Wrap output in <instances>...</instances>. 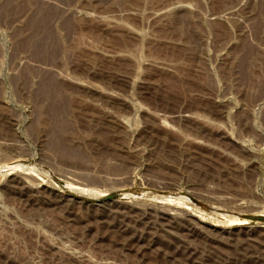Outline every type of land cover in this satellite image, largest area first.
Masks as SVG:
<instances>
[{
  "label": "rangeland",
  "instance_id": "obj_1",
  "mask_svg": "<svg viewBox=\"0 0 264 264\" xmlns=\"http://www.w3.org/2000/svg\"><path fill=\"white\" fill-rule=\"evenodd\" d=\"M0 167V264H264V0H0Z\"/></svg>",
  "mask_w": 264,
  "mask_h": 264
},
{
  "label": "bare ground",
  "instance_id": "obj_2",
  "mask_svg": "<svg viewBox=\"0 0 264 264\" xmlns=\"http://www.w3.org/2000/svg\"><path fill=\"white\" fill-rule=\"evenodd\" d=\"M53 93H54V95L56 94L55 92H53ZM49 95H50V94H49ZM56 97H57V96H56ZM52 99H53V98H52ZM52 99H51V100H52ZM18 166H19V165H18ZM18 166H17V167H18ZM14 167H15L14 165H11V166H5V167H2V168H6V169H4V171H5V170H7V169H8V170L14 169ZM19 167H20V166H19ZM19 167H18V168H19ZM0 168H1V167H0ZM18 168H15V169H18ZM20 168H22V166H21ZM24 169H26V168H24ZM24 169H23V170H24ZM29 169H30V168H29ZM29 169H28V170H29ZM0 170H2V169H0ZM21 170H22V169H21ZM2 171H3V170H2ZM5 172H6V171H5ZM8 172H9V171H8ZM6 173H7V172H6ZM11 174H13V172H12ZM9 175H10V174H9ZM9 187H10V186H9ZM12 187H13V186H12ZM12 187H11V189H12ZM9 190H10V189H9ZM13 192H14V191H13ZM143 213H144V212H143ZM164 213H165V212H164ZM164 217H165V216H164ZM170 217H171V216H170ZM174 218H175V217H174ZM167 220H168V219H167ZM149 221H150V220H149ZM155 224H156V223H155ZM174 225H175V224H174ZM159 226H160V225H159ZM169 226H170V225H169ZM211 227H215V226L213 225V226H211ZM162 230H163V229H162ZM164 230H165V229H164ZM152 235H153V234H152Z\"/></svg>",
  "mask_w": 264,
  "mask_h": 264
}]
</instances>
